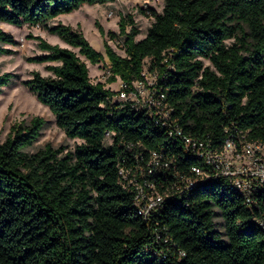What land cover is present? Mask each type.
Segmentation results:
<instances>
[{
    "label": "trees",
    "instance_id": "trees-1",
    "mask_svg": "<svg viewBox=\"0 0 264 264\" xmlns=\"http://www.w3.org/2000/svg\"><path fill=\"white\" fill-rule=\"evenodd\" d=\"M114 1L0 0V23L43 27L79 50L30 36L43 54L27 62L48 64L54 77L34 72L23 84L69 139L83 142L75 152L49 144L26 153L45 127L39 117L0 141V264H264V196L248 206L218 181L165 202L149 220L138 215L137 193L119 183L121 167L146 166L150 152H163L179 172H169L170 186L199 163L155 119L114 103L118 93L92 83L81 59L98 65L107 58L110 84L143 81L145 68L158 73L187 136L216 148L238 134L264 144V0H165L143 40L132 16L121 20L120 34L99 27L106 56L79 29L50 25L85 5ZM121 37L125 56L107 40ZM17 44L0 30V56ZM17 79L0 73V94ZM138 154L145 160L138 163Z\"/></svg>",
    "mask_w": 264,
    "mask_h": 264
},
{
    "label": "built area",
    "instance_id": "built-area-1",
    "mask_svg": "<svg viewBox=\"0 0 264 264\" xmlns=\"http://www.w3.org/2000/svg\"><path fill=\"white\" fill-rule=\"evenodd\" d=\"M124 49L123 39L113 41ZM107 75L112 73L108 65ZM143 81L127 85L120 81V90L113 99L121 108H130L135 113H143L168 130L171 138L180 139L184 150L199 165L191 169V175L181 176V180L170 186L169 172L174 168L179 175L174 160L163 152H150L146 166L121 167L119 183L126 190L137 193L135 205L140 217L149 220L152 213L165 202L176 200V196L190 197L193 191L203 185L222 181L225 186L240 195L248 206L264 196V144L250 142L246 136L238 134L229 138L222 147L216 148L210 141H203L185 135L175 118V109L166 102V95L158 88V73L143 72ZM108 79V80H109ZM146 96H143V95ZM112 143V135L107 134ZM106 140V141H107ZM134 149V145L130 146ZM138 163L145 160L144 154L135 156ZM159 186L164 189L160 191ZM264 227V225H263Z\"/></svg>",
    "mask_w": 264,
    "mask_h": 264
},
{
    "label": "rangeland",
    "instance_id": "rangeland-1",
    "mask_svg": "<svg viewBox=\"0 0 264 264\" xmlns=\"http://www.w3.org/2000/svg\"><path fill=\"white\" fill-rule=\"evenodd\" d=\"M165 7V0H115L106 5H85L79 11L72 14L62 15L50 23L56 25L63 23L74 29L82 31L86 39L94 49L103 53L105 51V39L102 37L99 27H102L106 33L114 32L120 34V22L123 18L132 16L141 31L137 41L143 40L148 33L149 28L154 23L153 13L162 14ZM0 30L12 35L18 42L15 46H6L12 50L11 55L0 56V73H13L18 76L16 82L4 88L0 94V141L4 143L11 133V129L16 124L29 125L36 118L45 120V127L41 137L33 147L25 150L28 154H34L52 145L54 148L64 147L66 152H75L77 147L83 142L81 140L69 139L66 133L58 127L56 118L50 109L42 105L37 98L24 86L23 82L30 80L34 72H39L44 77H54L47 70L48 64H31L27 62L29 57L43 54L39 49L38 41L29 38L30 36L41 37L53 45H59L63 48H69L79 55V50L71 48L64 43L59 37L50 34L46 29L40 26H24L18 28L6 23H0ZM123 39V37H121ZM109 45L120 55L125 56L122 46L116 45L112 40L107 38ZM230 41L229 44H232ZM65 46V47H64ZM81 57V56H80ZM81 59L87 63L92 83H103L107 89L114 92L120 90V81L110 84L108 82V65L105 62L98 65H92L84 57ZM206 66L211 63L204 60ZM143 96H146L145 94ZM110 145V140L106 141ZM219 230L224 233L223 221L220 217L217 219ZM224 240H227L224 236Z\"/></svg>",
    "mask_w": 264,
    "mask_h": 264
},
{
    "label": "crops",
    "instance_id": "crops-1",
    "mask_svg": "<svg viewBox=\"0 0 264 264\" xmlns=\"http://www.w3.org/2000/svg\"><path fill=\"white\" fill-rule=\"evenodd\" d=\"M65 47V46H64Z\"/></svg>",
    "mask_w": 264,
    "mask_h": 264
}]
</instances>
